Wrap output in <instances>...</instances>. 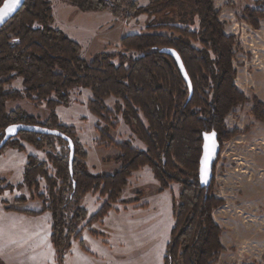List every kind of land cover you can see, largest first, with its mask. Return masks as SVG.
Returning a JSON list of instances; mask_svg holds the SVG:
<instances>
[{
    "label": "trees",
    "instance_id": "1",
    "mask_svg": "<svg viewBox=\"0 0 264 264\" xmlns=\"http://www.w3.org/2000/svg\"><path fill=\"white\" fill-rule=\"evenodd\" d=\"M4 1L0 0V6ZM102 1L72 0L84 11L103 8ZM140 13L150 17L145 32L121 38L123 51L118 55L100 53L86 60L77 42L51 26L50 0H27L0 30V142L5 130L15 124L58 130L73 140L72 172L69 149L67 157L48 154L47 163L29 156L24 172V185L44 204L41 211L29 213H51V241L61 261L82 235L80 225L88 213L80 206L81 200L90 193L106 197L88 225L101 221L128 187L133 173L150 167L160 193L172 184L181 185L173 202L175 223L164 264H212L224 250L222 229L213 217V211L223 204L214 195L215 168L224 142L237 134L227 128L226 118L248 101L235 83L237 40L225 33L215 0H150ZM243 19L259 28L264 10L247 7ZM163 48L180 54L193 85L190 100L189 87L175 60L161 53ZM17 78L23 80V90L7 89ZM76 88L91 91L89 110L112 129L118 124L113 122L115 112L107 107V100H117L125 124L146 145L141 150L130 141L117 143L108 135L109 129L99 130L102 145L110 143L120 150L115 157L120 168L111 175H93L85 163L77 162L86 153L76 129L62 124L56 114L57 107L69 105L70 93ZM22 99L45 103L50 111L47 122L41 124L24 113L8 111L10 101ZM253 103V115L264 121V103L257 97ZM205 135L214 136L220 149L213 179L206 187L200 172ZM18 139L38 149L53 139L65 142L50 135L20 132L0 153L7 148L24 151ZM41 181L46 184V195L39 193ZM11 189L12 185L0 180V194ZM69 209L73 210L70 220L66 218Z\"/></svg>",
    "mask_w": 264,
    "mask_h": 264
},
{
    "label": "rangeland",
    "instance_id": "2",
    "mask_svg": "<svg viewBox=\"0 0 264 264\" xmlns=\"http://www.w3.org/2000/svg\"><path fill=\"white\" fill-rule=\"evenodd\" d=\"M94 1L100 4L102 0ZM50 2L54 19L51 26L77 42L86 60L101 50L118 55L123 51L121 38L145 32L150 20L148 15L140 13L150 0H104L103 8L91 11L81 10L72 0ZM215 5L225 24V33L236 37L235 83L248 101L226 118L227 128L237 134L224 142L215 168L214 195L223 204L213 211V217L222 229L224 250L212 264H264V121L252 113L254 97L264 103V19L260 20L259 28L243 19L247 7L264 10V0H215ZM15 87L11 85L7 89ZM91 98L90 90L73 89L69 105L57 107L56 114L62 124L76 129L78 142L86 153V158L78 157L77 162L85 163L93 175H111L120 168L115 161L120 150L110 143L102 145L99 130L109 129L108 135L117 143L130 141L142 150L146 145L125 124L117 100H107V107L115 112L113 122L118 124L112 129L91 113L88 107ZM11 107L10 112L24 113L41 124L50 116L45 103L22 99L14 101ZM18 143L24 151L7 148L0 153V180L14 187L0 194V227L19 224L23 229L21 235L35 238L14 248L13 254L3 256L7 257L3 259L5 263L0 261L4 264H164L175 223L173 202L179 197L180 184H172L160 193L152 169L141 168L133 173L120 198L111 204L108 215L91 225H88L90 217L101 208L106 197L88 194L80 203L88 213L80 225L81 238L72 242L61 261L50 237L51 213H29L41 211L44 204L37 193L24 185V172L29 156L47 163L48 154L67 157L68 145L59 139H53L41 149L22 139ZM48 168L54 172L50 164ZM39 193L46 195L44 181ZM135 199L137 203L133 202ZM72 215L73 210L69 209L66 218L70 220Z\"/></svg>",
    "mask_w": 264,
    "mask_h": 264
},
{
    "label": "water",
    "instance_id": "3",
    "mask_svg": "<svg viewBox=\"0 0 264 264\" xmlns=\"http://www.w3.org/2000/svg\"><path fill=\"white\" fill-rule=\"evenodd\" d=\"M26 1L27 0H18L17 2V0H5L3 2V4L0 6V30L21 11ZM160 52L170 55L175 60L183 79L185 80L187 86L189 87L190 90L189 100H190L193 94V85L180 54L172 48H163L160 49ZM20 132H30L41 135H50L61 138L62 140L67 142L68 149L70 150L69 164H70V170L72 172L73 162L75 158L74 142L70 137L61 133L58 130H53L42 126H32V125H24V124L11 125L4 132L3 139L0 142V151L10 140L17 138ZM219 154H220V149L215 137L205 135L204 152L202 155L201 170H200L201 181L204 187L209 186V184L213 179V166Z\"/></svg>",
    "mask_w": 264,
    "mask_h": 264
},
{
    "label": "crops",
    "instance_id": "4",
    "mask_svg": "<svg viewBox=\"0 0 264 264\" xmlns=\"http://www.w3.org/2000/svg\"><path fill=\"white\" fill-rule=\"evenodd\" d=\"M102 51H104V50H101V52ZM101 52H99V54ZM11 85H13V86L16 85V87H15L16 90H23V80L21 78H17ZM83 90L85 92L88 89H83ZM13 103H14V101L9 102L7 104V108H8L9 112L13 111L12 107H11V105ZM58 108H60V107H58ZM57 109H56V111H57ZM48 117H49V115H48ZM48 117L46 119H48ZM61 123H63V122H61ZM68 126H70V125H68ZM20 226L21 225L17 224V225H12V226H3V228L0 227V245L3 246V248L0 250V260H2L3 262H4V260L7 259V257H3V256H7V253H10V255H11V253L13 254L14 248H18L21 244L24 245L25 243L29 242L30 239L34 240V238H35L34 235L32 237H29L28 234L27 235H21L20 232L23 229H21ZM51 234H52V231L50 233V237H51Z\"/></svg>",
    "mask_w": 264,
    "mask_h": 264
},
{
    "label": "snow or ice",
    "instance_id": "5",
    "mask_svg": "<svg viewBox=\"0 0 264 264\" xmlns=\"http://www.w3.org/2000/svg\"><path fill=\"white\" fill-rule=\"evenodd\" d=\"M17 2H18V0H17Z\"/></svg>",
    "mask_w": 264,
    "mask_h": 264
}]
</instances>
